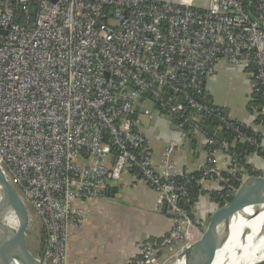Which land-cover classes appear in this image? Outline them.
I'll return each mask as SVG.
<instances>
[{"label": "built area", "instance_id": "built-area-1", "mask_svg": "<svg viewBox=\"0 0 264 264\" xmlns=\"http://www.w3.org/2000/svg\"><path fill=\"white\" fill-rule=\"evenodd\" d=\"M0 30V167L45 230L40 264H67L70 229L89 214L83 205L125 168L139 172L171 222L128 264H157L160 251L178 254L201 237L179 205L189 173L171 162L173 144L157 166L140 129L155 103L206 137L201 179L218 190L250 175L202 127L206 118L255 143L211 102L205 82L220 62L243 71L264 116V0H0Z\"/></svg>", "mask_w": 264, "mask_h": 264}, {"label": "crops", "instance_id": "crops-1", "mask_svg": "<svg viewBox=\"0 0 264 264\" xmlns=\"http://www.w3.org/2000/svg\"><path fill=\"white\" fill-rule=\"evenodd\" d=\"M251 85V79L243 71L220 62L207 78L205 89L214 105L228 110L229 119L260 133L263 126L256 122L257 112L249 110ZM222 88L234 94L223 98L219 94ZM140 121L148 151L157 166H162L166 147L172 143L170 160L177 172L203 170L207 163L205 136L186 133L183 136L175 129L170 116L159 113H155L152 120L141 115ZM261 143L264 145V141ZM217 160L219 166L223 165V154H218ZM245 160L264 174V157L251 153L245 156ZM199 184L205 193L198 197L192 214L204 229L215 209L208 194L218 186L212 179H201ZM83 206L89 214L82 226L70 229L67 264H125L137 253L142 240L166 234L171 224L170 217L157 210L155 192L134 168L122 170L119 179L109 183L105 197Z\"/></svg>", "mask_w": 264, "mask_h": 264}, {"label": "water", "instance_id": "water-1", "mask_svg": "<svg viewBox=\"0 0 264 264\" xmlns=\"http://www.w3.org/2000/svg\"><path fill=\"white\" fill-rule=\"evenodd\" d=\"M34 10L32 8L31 13H34ZM225 113L227 116V109ZM186 127L187 125L183 124L181 129L185 130ZM202 127L209 135L222 140V133L217 130L213 122L207 125L206 121H202ZM9 211L20 218L17 249L11 247L7 237ZM258 216H261V224L255 228L252 220ZM28 217L26 205L0 167V264H40L39 252L34 255L25 244L24 230L28 224ZM242 219L247 220L248 223L242 224ZM263 220L264 174L248 175L235 189L231 200L213 210L201 237L180 251L176 259H180V264H230L232 258L241 253L248 237L252 234L253 237L257 236ZM234 230H239L238 238L232 239L235 241L234 244H229L227 240ZM210 238H213L214 243L211 246L207 245ZM194 254L197 257L192 261Z\"/></svg>", "mask_w": 264, "mask_h": 264}, {"label": "trees", "instance_id": "trees-1", "mask_svg": "<svg viewBox=\"0 0 264 264\" xmlns=\"http://www.w3.org/2000/svg\"><path fill=\"white\" fill-rule=\"evenodd\" d=\"M250 96H251V100L249 101V106H250L249 110L253 111L254 108H258L262 105V101L260 99V96L257 94L252 93ZM209 99H210V96H209ZM155 105H156V108L158 109L157 111L160 115L166 116V114H168L167 112L160 111L159 107L156 103H155ZM167 116H170V115L168 114ZM170 117L173 120V123L175 124V127H176L175 129L179 131L181 129V126H178V124H177L178 122H176V120H175V118H173V116H170ZM230 120L235 122L234 126L238 128L237 131L243 133L246 136H250L251 138H253L255 143L252 144V143L247 142V141H236L234 139L235 133L231 132L230 129L224 128L221 132L222 136H223V138H222L223 142H226L227 144L231 143L228 147V150H227L228 154L234 159V161H236V163L238 164V166L240 168L247 170L250 175H260L261 172H259L258 170H252V166L246 162L245 156L248 154H251V153H255L256 155H258L260 157H264V145L261 143V141H264V126L262 127L263 128L262 132L256 133V132L252 131V129L244 127L243 125L238 123L236 120H232V119H230ZM203 121H206L207 123L211 122V120H207L206 118ZM256 122H258V123L262 122L263 123L264 122V116H261V115L256 116ZM190 129L191 128L186 127L185 133L190 134ZM190 135L192 136L193 134L191 133ZM260 143L262 144V147L259 146ZM137 173L139 174L138 171H137ZM201 178H202V171H199V172L189 173L187 175L186 179H181V180L179 179L180 182H184L186 184L187 189H188V193H187L186 197H184L179 202V205L181 206L183 211L186 213V215L192 221L195 220V223L194 222L193 223L203 230V226L198 225V223L196 222V217L194 219V216L192 214V208L197 203L198 197L200 195H202L203 193H205V191L201 188V186L199 184ZM231 180H233V182H231ZM231 180L229 182L221 181L220 182V185L222 188L221 190H214V191L209 192L208 195H209V198L211 200V204L213 205V208L216 209L218 207L224 206L226 203H228L231 200L232 193H229V187H233L235 189L238 187V185L240 183V180H238L237 177H233V178H231ZM155 196H156V194H155ZM157 210H158V204H157ZM162 212L167 214L170 217L169 212H167V210L164 207L162 208ZM40 233L41 234H40L39 243H38V252L39 253L44 250L45 239H46V233H45V230L42 227V225L40 226ZM156 237H158V236H156ZM147 238H155V237H147ZM144 240H142L140 242V244ZM138 251H139V249H138ZM138 251L125 264H128L130 262V260H132L134 258V256L138 255ZM161 252L162 251H160L159 253H161ZM261 264H264V263L262 262Z\"/></svg>", "mask_w": 264, "mask_h": 264}, {"label": "bare ground", "instance_id": "bare-ground-1", "mask_svg": "<svg viewBox=\"0 0 264 264\" xmlns=\"http://www.w3.org/2000/svg\"><path fill=\"white\" fill-rule=\"evenodd\" d=\"M247 212H249V209H247ZM7 220H8V230H7V237L9 240V243L12 248L17 249L19 247L18 243V232H19V225H20V218L15 215L14 212H8L7 213ZM242 224H247L248 221L245 219L241 220ZM261 224V216H258L252 220V225L255 226V228H258ZM263 222L261 225V230L257 234L256 237H253V234L248 237V241L245 246L241 249V253L237 256H234L230 262V264H256L260 261H264V234L262 233L263 229ZM239 230H234L231 233V237L227 240V243H235V241H232V239L236 240L238 238ZM233 243V244H234ZM213 238H210L207 242V245L211 246L213 245ZM197 255L194 254L193 260L195 261ZM170 264H180V259H174L173 263Z\"/></svg>", "mask_w": 264, "mask_h": 264}, {"label": "rangeland", "instance_id": "rangeland-1", "mask_svg": "<svg viewBox=\"0 0 264 264\" xmlns=\"http://www.w3.org/2000/svg\"><path fill=\"white\" fill-rule=\"evenodd\" d=\"M219 94L221 97L225 98V97H228L234 93L226 91V88H222L220 90ZM242 108L245 110V107L243 105H242ZM253 112H254V110H253ZM166 115H168V114H166ZM15 191L20 196V198L23 200V203L26 205V207L28 209V214H29L28 224L24 230L25 244L28 247V249L34 255H37L38 249H36V248H37V244L39 243V238H40V234H41L40 233V226H41L40 221L38 220V218L34 214L33 210L29 207L26 200L22 197V195L16 189H15ZM263 225H264V220H263ZM262 233L264 234V226L262 229ZM175 251L176 250H174L173 248H168V249L162 251L161 253L157 254L156 258H155V260L157 261V264H170L171 262L173 263L174 259H176V256H177ZM262 262H264V261H260L259 263H256V264H261Z\"/></svg>", "mask_w": 264, "mask_h": 264}]
</instances>
